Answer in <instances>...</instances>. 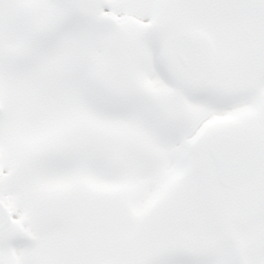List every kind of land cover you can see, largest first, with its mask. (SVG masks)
Segmentation results:
<instances>
[{
  "label": "rangeland",
  "instance_id": "1",
  "mask_svg": "<svg viewBox=\"0 0 264 264\" xmlns=\"http://www.w3.org/2000/svg\"><path fill=\"white\" fill-rule=\"evenodd\" d=\"M177 31L206 83L161 66ZM223 130L264 150V0H0V264H264V162L220 186Z\"/></svg>",
  "mask_w": 264,
  "mask_h": 264
},
{
  "label": "water",
  "instance_id": "2",
  "mask_svg": "<svg viewBox=\"0 0 264 264\" xmlns=\"http://www.w3.org/2000/svg\"><path fill=\"white\" fill-rule=\"evenodd\" d=\"M90 22L94 26L109 25L120 35L117 25L109 19L91 17ZM149 32L150 29L143 31L144 34ZM162 65L168 67L176 79L193 87L205 81L211 72V44L196 32L175 33L163 44ZM207 148L217 182L228 189L247 183L259 171L264 159L257 144L226 131L212 134ZM228 240L238 245L235 240Z\"/></svg>",
  "mask_w": 264,
  "mask_h": 264
}]
</instances>
